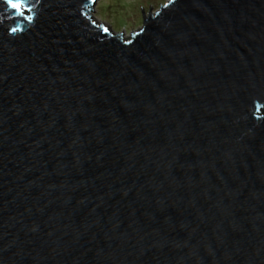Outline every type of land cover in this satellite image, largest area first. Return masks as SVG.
<instances>
[{
    "label": "water",
    "instance_id": "water-1",
    "mask_svg": "<svg viewBox=\"0 0 264 264\" xmlns=\"http://www.w3.org/2000/svg\"><path fill=\"white\" fill-rule=\"evenodd\" d=\"M96 2L0 0V264H264V0Z\"/></svg>",
    "mask_w": 264,
    "mask_h": 264
},
{
    "label": "rangeland",
    "instance_id": "rangeland-1",
    "mask_svg": "<svg viewBox=\"0 0 264 264\" xmlns=\"http://www.w3.org/2000/svg\"><path fill=\"white\" fill-rule=\"evenodd\" d=\"M171 0H97L91 11L93 19L114 33L129 39L144 27V15L157 13Z\"/></svg>",
    "mask_w": 264,
    "mask_h": 264
},
{
    "label": "snow or ice",
    "instance_id": "snow-or-ice-1",
    "mask_svg": "<svg viewBox=\"0 0 264 264\" xmlns=\"http://www.w3.org/2000/svg\"><path fill=\"white\" fill-rule=\"evenodd\" d=\"M22 0H8L9 5L14 9H19L21 7ZM15 31V29H13ZM107 31V29H105Z\"/></svg>",
    "mask_w": 264,
    "mask_h": 264
}]
</instances>
